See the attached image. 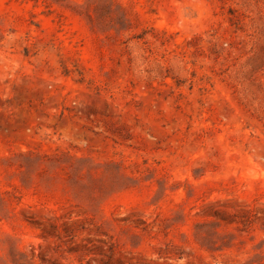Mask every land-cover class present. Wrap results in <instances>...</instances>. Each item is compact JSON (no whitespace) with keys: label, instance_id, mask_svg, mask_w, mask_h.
I'll use <instances>...</instances> for the list:
<instances>
[{"label":"rangeland","instance_id":"rangeland-1","mask_svg":"<svg viewBox=\"0 0 264 264\" xmlns=\"http://www.w3.org/2000/svg\"><path fill=\"white\" fill-rule=\"evenodd\" d=\"M0 264H264V0H0Z\"/></svg>","mask_w":264,"mask_h":264}]
</instances>
